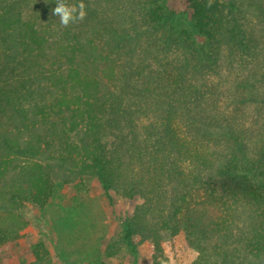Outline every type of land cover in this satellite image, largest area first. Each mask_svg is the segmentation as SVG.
Returning a JSON list of instances; mask_svg holds the SVG:
<instances>
[{
	"label": "trees",
	"instance_id": "trees-1",
	"mask_svg": "<svg viewBox=\"0 0 264 264\" xmlns=\"http://www.w3.org/2000/svg\"><path fill=\"white\" fill-rule=\"evenodd\" d=\"M173 1L84 0L61 28L55 0H0V264H57L21 257L17 219L76 227L86 178L117 223L88 264H169L180 233L191 264H264V0Z\"/></svg>",
	"mask_w": 264,
	"mask_h": 264
},
{
	"label": "rangeland",
	"instance_id": "rangeland-1",
	"mask_svg": "<svg viewBox=\"0 0 264 264\" xmlns=\"http://www.w3.org/2000/svg\"><path fill=\"white\" fill-rule=\"evenodd\" d=\"M182 2L183 0H174L172 5L174 8H180ZM84 184L88 202L82 222L74 228L62 230L56 226L60 213L55 204L43 211L28 207L21 213L17 219L16 228L21 235L19 254L21 253L23 259L37 248L47 250L57 264H74L84 258L88 264L87 262L90 263L102 257L106 242L115 236L114 229L117 223L107 208L104 192L98 182L93 178H86ZM67 193L72 194V190L69 189ZM125 207L126 204L119 201L117 214L122 215ZM51 229H54V232L50 235L48 232ZM163 249L169 264H191L196 257V252L188 246L185 235L182 233L176 236L164 234ZM138 252L140 260L137 264H152L153 249L150 243L139 247ZM125 255V250H121L117 256L105 262L129 264ZM17 261L18 254L14 253L4 264H17ZM80 263L84 264L85 261Z\"/></svg>",
	"mask_w": 264,
	"mask_h": 264
},
{
	"label": "clouds",
	"instance_id": "clouds-1",
	"mask_svg": "<svg viewBox=\"0 0 264 264\" xmlns=\"http://www.w3.org/2000/svg\"><path fill=\"white\" fill-rule=\"evenodd\" d=\"M212 0H208V6L211 7ZM55 7L52 14L58 17L61 28H67L82 22L87 16V5L84 0H78L77 3H69L68 0H55Z\"/></svg>",
	"mask_w": 264,
	"mask_h": 264
}]
</instances>
